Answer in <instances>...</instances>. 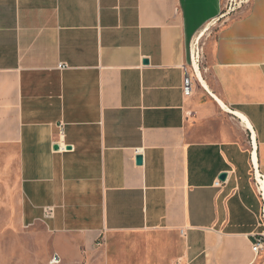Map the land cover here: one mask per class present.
I'll list each match as a JSON object with an SVG mask.
<instances>
[{"label": "crops", "instance_id": "obj_1", "mask_svg": "<svg viewBox=\"0 0 264 264\" xmlns=\"http://www.w3.org/2000/svg\"><path fill=\"white\" fill-rule=\"evenodd\" d=\"M226 14L222 0H0V194L24 223L93 264H264V0ZM215 24L206 88L189 54Z\"/></svg>", "mask_w": 264, "mask_h": 264}, {"label": "rangeland", "instance_id": "obj_2", "mask_svg": "<svg viewBox=\"0 0 264 264\" xmlns=\"http://www.w3.org/2000/svg\"><path fill=\"white\" fill-rule=\"evenodd\" d=\"M224 16L238 17L245 13L251 0H222ZM219 21V23L222 22ZM218 24L207 32L205 37L195 45L191 46L189 54L190 71H195V59L193 55L196 50L198 64L205 79L211 83L213 77L210 71L212 62L213 42L216 38ZM16 203V202H15ZM8 198L7 192L0 194V264H93L95 256L88 253L75 252L68 248L61 253L57 248V238L37 223L29 225L21 219L20 207ZM55 256L60 261H53Z\"/></svg>", "mask_w": 264, "mask_h": 264}, {"label": "built area", "instance_id": "obj_3", "mask_svg": "<svg viewBox=\"0 0 264 264\" xmlns=\"http://www.w3.org/2000/svg\"><path fill=\"white\" fill-rule=\"evenodd\" d=\"M68 64L65 62H62L58 65L59 69H65L67 68ZM193 78L188 75L185 76L184 78V84H183V89H184V93L185 95H191L193 92ZM256 182V186L258 191L260 192V194L263 197V192H261L260 190V184L258 183V181L255 179ZM217 185L221 184V181H217L216 183ZM264 199V197H263ZM183 231V230H182ZM97 244H101L100 241H97ZM264 246V232H260V233H255L253 235V240H252V249L255 253H258ZM53 261H60L59 257L55 256Z\"/></svg>", "mask_w": 264, "mask_h": 264}, {"label": "bare ground", "instance_id": "obj_4", "mask_svg": "<svg viewBox=\"0 0 264 264\" xmlns=\"http://www.w3.org/2000/svg\"><path fill=\"white\" fill-rule=\"evenodd\" d=\"M209 28L207 27L206 29L202 30V32L200 33V35L197 37L200 41V39H202V37H204L206 35V33L208 32ZM197 39V40H198ZM195 71L197 73V76L200 80V82L202 83V85H204V87L208 88V83L207 81L205 80L204 76H203V73L201 71V68H200V65L198 64V62L195 60ZM195 80V79H194ZM256 160V158H255ZM258 168V167H257ZM256 180L258 181V183L260 184V190L261 192H263V196H264V179L261 177L259 171L257 173V177H256Z\"/></svg>", "mask_w": 264, "mask_h": 264}, {"label": "water", "instance_id": "obj_5", "mask_svg": "<svg viewBox=\"0 0 264 264\" xmlns=\"http://www.w3.org/2000/svg\"><path fill=\"white\" fill-rule=\"evenodd\" d=\"M145 62H148V60L146 59ZM55 148H58V145H56ZM142 162H143V156H142V155H138V156H137V163H138V164H142ZM226 177H227V173H221V174L219 175V178H220L221 180H225Z\"/></svg>", "mask_w": 264, "mask_h": 264}]
</instances>
